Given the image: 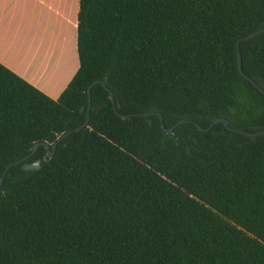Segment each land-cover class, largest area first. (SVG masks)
Returning a JSON list of instances; mask_svg holds the SVG:
<instances>
[{"label":"trees","instance_id":"1","mask_svg":"<svg viewBox=\"0 0 264 264\" xmlns=\"http://www.w3.org/2000/svg\"><path fill=\"white\" fill-rule=\"evenodd\" d=\"M262 27L264 0H79L57 98L0 63V177L60 139L3 178L0 264H264Z\"/></svg>","mask_w":264,"mask_h":264},{"label":"crops","instance_id":"2","mask_svg":"<svg viewBox=\"0 0 264 264\" xmlns=\"http://www.w3.org/2000/svg\"><path fill=\"white\" fill-rule=\"evenodd\" d=\"M79 0H0V63L55 99L78 68Z\"/></svg>","mask_w":264,"mask_h":264},{"label":"water","instance_id":"3","mask_svg":"<svg viewBox=\"0 0 264 264\" xmlns=\"http://www.w3.org/2000/svg\"><path fill=\"white\" fill-rule=\"evenodd\" d=\"M262 32H264V27H262V28H260V29H258V30H256V31H254V32H252V33L246 35L245 37L239 39V40L236 42V47H237V58H238V69H239L240 73H241L245 78H247V79L250 80V81H252V80H251V79H250V78H249V77H248V76L242 71V68H241V54H240V49H239V42H240L241 40H246V39H248V38L254 37V36H256L257 34H260V33H262ZM252 82L254 83V81H252ZM95 83H99V84H101V85L104 86V88L108 91V93H109V99L111 100V103H112L113 109H114V111H115L116 113H118L117 110H116V102H115V99H114L113 93H112V92H111V91L105 86V84H104L101 80H96V81H94L93 84H95ZM93 84H92V85H93ZM254 84H255V83H254ZM92 85H90V86L88 87V101H89V106H90V89H91V86H92ZM259 89L264 93V90H262L260 87H259ZM82 110H83V107L81 108V111H82ZM118 114H119V113H118ZM148 114H150V113H143V115H148ZM119 115H120L122 118H126V117L128 116V115H123V114H119ZM158 115H159V118H160V125H161V128H162L166 133H171L172 130L174 129V127H176L178 124H180V123H182V122L184 121V120H180V121H178L176 124L172 125L171 127L166 128V127L164 126L162 116H161L160 114H158ZM88 122H89V113L87 112L86 120L84 121V123H83L80 127L75 128L74 131L79 130L81 127L87 126ZM217 122H222V123H224V126H225L226 129L233 130V131H236V132H239V133L251 134V133L245 132V131H243V130H238V129H232V128H230V127L228 126V122H227V120H226V119H223V118H217V119H214V120L209 124V126L206 127V128H202V127L199 126V125H197V126H198V128H199L201 131H208V130H209V129H210L215 123H217ZM256 128H257V127H256ZM260 133H264V129H262L261 131H258V132H256V133H254V134H260ZM64 136H65V135H63L61 138H63ZM59 140H60V139H58L57 141H55V142L52 144V146H50L48 143H44V142L37 143V144H35V145L32 147L31 152H30L27 156H25L23 159L17 160V161L12 162V163H9V164L7 165V167L4 169V171H3V173H2V175H1V177H0V187H1V185H2L3 178H4L5 174L7 173L8 169H9L11 166H13V165L22 162L23 160H26L29 156H31V155L36 151V149L38 148L39 145H42V146H44V147L46 148V155H45V157H44V160H45V161H50V159L52 158V156H53V154H54V152H55L56 144H57V142H58ZM22 168H23L24 170L39 169V168H40V160L37 159V160H35V161H33V162H30V163L25 162V163L22 164Z\"/></svg>","mask_w":264,"mask_h":264}]
</instances>
